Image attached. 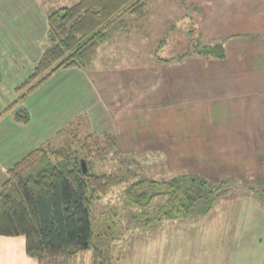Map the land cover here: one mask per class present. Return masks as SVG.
<instances>
[{"label":"crops","instance_id":"1","mask_svg":"<svg viewBox=\"0 0 264 264\" xmlns=\"http://www.w3.org/2000/svg\"><path fill=\"white\" fill-rule=\"evenodd\" d=\"M65 2L57 7L67 5ZM189 6L194 8L190 15L193 27L203 38L211 42L225 39L224 58L195 54L160 61L168 57L158 55L161 49L166 53L172 42L179 44V39L171 40L173 35L181 36L174 31L189 27L183 17ZM48 8L51 6L42 0L31 5L28 0H0L3 80V69L10 66L14 72L27 67L20 76H28L49 47ZM161 11L152 28L149 12L144 27L132 25L127 33L102 44L89 67L61 68L38 84L24 102L30 114L27 123L13 115L12 98L0 83V96L7 98L0 111V189L9 168L31 150L53 142L62 128L76 131L86 126L90 133H113L122 150L138 151V144L156 139L182 141L193 152L192 157H202L204 151L195 143L204 139L212 141L214 147L206 149L217 161L229 165H237L234 160L242 157L241 150L245 155L260 152L256 147L264 139L246 131L247 126L248 131L253 126L247 121L252 109L256 116L264 115V0H187L185 4L172 0ZM154 26L166 29L157 34ZM157 35L168 37L159 45ZM221 124L233 126L235 132L243 126L242 135L220 134L218 129H224ZM191 125H208L212 135L203 137ZM172 149L168 144V150ZM258 166V170L250 165L243 170L234 167L247 176L254 174L252 179L264 180V159ZM229 205L243 213H227L226 229L216 232L224 238L221 252L230 250L227 264H264V206L246 194ZM0 264L39 262L26 253V238L20 235L1 237Z\"/></svg>","mask_w":264,"mask_h":264},{"label":"trees","instance_id":"2","mask_svg":"<svg viewBox=\"0 0 264 264\" xmlns=\"http://www.w3.org/2000/svg\"><path fill=\"white\" fill-rule=\"evenodd\" d=\"M153 2L78 0L52 9L48 14L49 47L19 88L31 85L28 90L31 92L61 68L89 67L98 48L127 33L133 25L129 17L146 18ZM194 47L193 52L184 53L181 58L195 53L217 58L226 55L225 39L215 43L197 42ZM2 80L0 66V83ZM24 95L11 109L18 121L27 123L30 114L21 103ZM60 133L67 134L62 145L49 141L28 152L8 169L0 189V239L25 236L26 253L39 264L72 258L84 249L92 250L91 264H118L108 249V228L103 225L108 217L97 224L95 231L92 226L94 203L115 186L125 185L126 206L143 210L134 214L135 227L157 230L165 221L209 213L221 190L237 182L231 177L217 181L196 171L156 179L141 175L131 166L123 172L96 173L92 170L95 157L103 159L110 153H124L117 137L107 133L98 135V132L82 137L67 128H62ZM130 160L122 158L123 164H133ZM244 183L250 194L264 205V181ZM157 199H160L157 206L146 211ZM112 224L116 225L113 221ZM101 243L106 244L105 249Z\"/></svg>","mask_w":264,"mask_h":264},{"label":"rangeland","instance_id":"3","mask_svg":"<svg viewBox=\"0 0 264 264\" xmlns=\"http://www.w3.org/2000/svg\"><path fill=\"white\" fill-rule=\"evenodd\" d=\"M33 1L34 0H28V5H31ZM36 1L38 2L39 0ZM42 1L45 5L51 6V8H48L51 11L52 9L60 5L63 0ZM65 1V4L71 5L78 0ZM166 1L156 0L151 4V6H149V16L152 19V22L149 23L151 28L153 23L156 24L159 16L164 11H161V7H167V5L172 3V0H169L168 2ZM191 13L192 8L189 9L188 7V10L184 13L186 14V16H183L184 20L188 22L189 27L186 30H184L185 26L182 29L175 30L174 32L178 31L179 35L181 36L173 35L171 38V40L173 39V41L179 39V44H177L176 42H172V46H169V48H167L166 53L165 50L161 49V51L158 52V55L168 57H166L167 59H161L160 61L169 62L173 59H182L181 56L184 53L193 52L195 50L194 45L197 42H199V44L201 42L215 43L207 41V39L203 38L202 34H200L199 31H197V29L193 27L195 22L194 19H192V16H190ZM129 20L133 22V25L142 27L145 26V21L143 20H138L135 18H129ZM155 26L153 29H155V32L157 34L164 33V30L166 29L165 26H163L162 28H157ZM153 29L151 30V32L153 31ZM184 34L188 35L185 36ZM167 37L168 36L158 37L157 35L156 38L157 41L160 42L159 45H161V43H163L167 39ZM168 39L170 40V38ZM216 42H219V40ZM195 54L186 55L185 57L195 56ZM16 57L19 58L18 55ZM21 68L22 69H20V72L22 73L27 67ZM12 69H14V67L12 66L3 69L4 80H2V90L3 92H6L8 96H11L12 103H14L16 100L19 101L20 97L25 94L24 98L22 99L23 101L21 102L24 105L26 98L29 94L32 93L28 92L31 85H25L22 88H19V86H22V84L28 79L29 75H31L33 70L30 71V74L28 76H20V72H14ZM26 71L27 70H25L24 72ZM5 100H7L6 97L0 96V111H2L1 109L6 106L4 104ZM252 112L253 114L251 118L247 119V121L249 120V122L252 123L251 126H253L251 131H248V127L250 126H247L246 133L249 134L252 132L253 134H260L264 139V115H261V117L256 116V110L254 109H252ZM201 119L205 120L206 118L204 116ZM194 120H198V118L194 116ZM80 122L85 123L84 120H80ZM239 123L237 124H244ZM221 125L224 126V129L222 131L218 129L220 134L230 133L236 134L237 136L242 135L241 132L243 130V126L237 127V131L235 132L233 130V126H229V124ZM191 126V129L198 132L199 135H203V137L212 135L208 125H200L199 128L195 125ZM85 127L86 126H83V130L76 131H74V129H72L71 127L70 130H72V132H74L75 134L84 137L90 133L85 129ZM97 134L104 135L106 133L99 132ZM107 134L115 136V134L113 133L108 132ZM190 134L197 135L193 132H191ZM66 139L67 134H57L54 135L53 143L55 145H62L64 141H66ZM211 143L212 141L207 142L204 139L203 141H196L195 145L197 148H199V151L201 150V148L204 151L202 152V157H192L191 154L193 152L190 149L186 148V144L182 141H172L167 143L166 141L160 139H156L154 140V142H141L140 144H138V148H140L138 151L122 150V152L124 153H110L103 159L98 156L95 157L92 163V170L93 172L100 174L123 172L126 170L127 166H131L132 169L137 170L141 175L150 176L156 179H168L185 171H196L217 181H221L230 177L234 178L237 181L232 185H226L225 188L221 190V195L219 197L218 202L214 205L213 209L209 213L204 215H195L193 218L190 219L165 221L157 230H154L152 228L142 230L138 227H135L134 214L143 210L137 206H126L124 193L125 185L113 187L106 195H103L96 203H94L92 214V226L94 231L97 227V224L102 222L104 217H108L107 222L105 224L103 222V225L108 228L106 233L109 237V243L107 242V244L109 245L108 249L113 260H118V264L228 263V259H226V254L229 255L230 250H225L224 252H221L224 250V238H222L220 235L219 237H217L216 232H218L219 230L226 229L225 225L228 222L226 220L225 215L227 213H243V210H241V208L234 209L231 208V206L229 205L232 202H235L236 197L245 194L253 196L252 194H250L247 185H245L244 182L247 181L251 183L256 181H264L263 179H252L250 178V175L254 174H250L249 176H247V172H240L238 168H235L234 166H239L243 170V167H247V165H250L252 167L249 168L258 170V163H260L261 160L263 162L264 159V142H262L261 146H257L255 144L257 146L256 149L260 151L257 154L247 153L245 155V152L241 150L240 154L242 155V157H236V159L234 160V163L237 165H229L224 164V162H218V158L213 155L214 153L206 149L209 146L211 148L214 147ZM238 143H243V141ZM168 144L171 145V147L173 148L171 151L168 150ZM151 147H156L160 149H149ZM188 156L191 157L189 158ZM123 157H128L129 160L131 158L133 160V164H128L126 162L123 164ZM255 175L259 177L258 173H256ZM253 197L256 198L255 196ZM159 202L160 199L155 200L154 203L146 209V211H152L153 208H155L157 206V203ZM112 221L115 222L116 225H113ZM220 225L221 227L218 229ZM105 245L106 244L101 243L103 249H105ZM225 261L227 262L225 263ZM91 262L92 250L84 249L78 251L72 258L63 260L59 259L57 261L51 259L45 261L43 264H91Z\"/></svg>","mask_w":264,"mask_h":264},{"label":"water","instance_id":"4","mask_svg":"<svg viewBox=\"0 0 264 264\" xmlns=\"http://www.w3.org/2000/svg\"><path fill=\"white\" fill-rule=\"evenodd\" d=\"M82 164L84 166V170H87L86 162L84 160H82Z\"/></svg>","mask_w":264,"mask_h":264}]
</instances>
